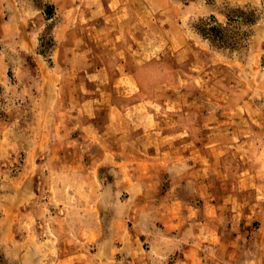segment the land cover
I'll list each match as a JSON object with an SVG mask.
<instances>
[{"label":"rangeland","instance_id":"1","mask_svg":"<svg viewBox=\"0 0 264 264\" xmlns=\"http://www.w3.org/2000/svg\"><path fill=\"white\" fill-rule=\"evenodd\" d=\"M137 6L0 0V264H264V0Z\"/></svg>","mask_w":264,"mask_h":264},{"label":"crops","instance_id":"2","mask_svg":"<svg viewBox=\"0 0 264 264\" xmlns=\"http://www.w3.org/2000/svg\"><path fill=\"white\" fill-rule=\"evenodd\" d=\"M138 1L139 0H105V3H106V8L120 9L123 11L128 10L129 11V10L134 9L135 7H138L137 6ZM145 4L149 8V4L147 1ZM243 191H245V188H243ZM261 200H264V198H261ZM234 202H235V207H236L237 211L233 215V219H234L233 225H234V230L239 229V231H235V232L239 233L240 232L241 219H242L241 218L242 215H239V212H240V209L241 210L243 209L242 214H245L243 216H247L248 214L245 213V210L247 209V205L244 203L243 204L237 203V202H239L238 199H237V202H236V199ZM262 210L264 212V205H261L259 207V214L260 215L262 213ZM260 220H261V226L262 225L264 226V217L262 218V216H261ZM235 240H236V238H235ZM197 242H199V241H197ZM196 247H197V245H195V244L183 246L182 247L183 256L179 257L173 264H202L201 261L200 260L198 261L194 255L196 253L195 251H197ZM124 248H127V246H125Z\"/></svg>","mask_w":264,"mask_h":264},{"label":"trees","instance_id":"3","mask_svg":"<svg viewBox=\"0 0 264 264\" xmlns=\"http://www.w3.org/2000/svg\"><path fill=\"white\" fill-rule=\"evenodd\" d=\"M211 20L213 22H215L213 18H211ZM208 31H209V33L208 32H202L204 37H206V38H208L209 40H212V41H218V40L221 39V37L219 36L220 33H218V32H220L218 28H216L214 26H211V28L208 29Z\"/></svg>","mask_w":264,"mask_h":264}]
</instances>
